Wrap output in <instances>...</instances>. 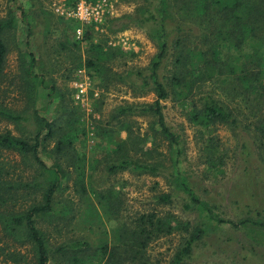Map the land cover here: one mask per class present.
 <instances>
[{
  "label": "rangeland",
  "instance_id": "obj_1",
  "mask_svg": "<svg viewBox=\"0 0 264 264\" xmlns=\"http://www.w3.org/2000/svg\"><path fill=\"white\" fill-rule=\"evenodd\" d=\"M81 1L103 0H0V21L15 23L3 36L7 53L0 111L19 116L0 114V134L11 132L34 143L40 133L43 161L59 163L69 175L57 192L56 214L37 222L51 248L79 241L94 249L103 242L113 246L139 215L154 214L174 226L190 224L191 231L208 229L187 264H264V0H245L249 15L234 30L232 20L225 24L212 9L234 0H108L104 19L88 23L61 13H71ZM147 8L184 29L171 37L159 71L161 81L170 84L176 66L184 68L186 86L177 89L181 95L170 91L162 103L178 143L158 132L149 113L119 114L121 108L157 100L152 88L141 87L139 75L149 73L160 54L156 35L138 24L111 29L113 21L137 17ZM30 54L37 60L36 80L29 76ZM187 55H192L189 61ZM90 60L96 65L89 66ZM47 86L55 87L51 104ZM205 94L232 110L237 123H192L189 115L202 107ZM38 115L52 123V136L40 128ZM125 159L164 172L111 173ZM0 161L9 170L33 174L16 152L0 149ZM180 180L208 209L188 199ZM165 194L178 198L164 203ZM33 201L28 195L13 197L0 205V215L27 212ZM175 230L152 240L138 264H170L190 234ZM93 250L86 255L99 254ZM0 264H36L26 234L1 219Z\"/></svg>",
  "mask_w": 264,
  "mask_h": 264
},
{
  "label": "trees",
  "instance_id": "obj_2",
  "mask_svg": "<svg viewBox=\"0 0 264 264\" xmlns=\"http://www.w3.org/2000/svg\"><path fill=\"white\" fill-rule=\"evenodd\" d=\"M244 7L245 0H234L232 4H227L219 9L213 7L212 9L225 24L231 23L230 21L232 20L234 30L235 27L245 22V19L249 15L244 11ZM74 24L78 26L75 21ZM112 24L113 26H111V29L114 31L119 29V31H121L132 24L145 26L156 35L160 47V54L153 63L151 71L147 74L139 72L141 76V87L152 88L157 95V100L151 105L121 108L119 114L149 113L156 119V126L159 127L158 132L172 143H178L179 136L167 125L163 112L164 105L162 103L169 99L170 91L173 94L177 93L181 95L177 89L186 86L184 68L176 66L175 71L178 72V74L170 79V84H165L161 81L159 71L166 58L169 46L172 44L171 37L174 34L184 32V29L180 26H170L166 24V20L163 19V17H159L158 14L150 8H147L137 17L125 16L113 21ZM14 25L15 23L13 20H9L8 22L0 21V78L3 73V64L7 53V47L3 36L5 31L14 27ZM83 39L86 41L90 39V36L87 34ZM26 46L29 48L30 43L27 42ZM30 56L29 76L36 80L39 78L35 73L37 60L33 54H30ZM191 58L192 55H187L185 60L189 61ZM90 61L89 66L96 65L93 60ZM177 61L181 63L180 60ZM216 62L217 60H214V63ZM119 78L123 79L124 77L119 76ZM41 83H43V81H41ZM45 89L50 92L48 94V101L49 104H51L53 101V94L55 93V87L47 86ZM200 101L202 102V107L200 109H195L189 115L192 123L200 126H211L216 123L226 122L233 124L237 123L234 112L223 105L221 101L212 94H205ZM47 109L48 107L44 110ZM0 114L9 119H19V116L15 117L8 111L1 110ZM37 120L40 128L42 130L47 129L48 136H52L54 133L52 123L41 115H38ZM64 141L65 143L67 142L65 138L63 141L59 142L57 146L58 150L64 145ZM69 142L71 143V141ZM39 147L40 133L36 136L34 143L18 138L11 132L0 134V149L18 153L28 161L27 163L32 167L31 169L33 171V174H23L24 172H17V170L13 169L9 170L0 161V205H8L11 198L18 197L21 194H23V196H31L34 200L27 212L13 214L12 211L9 215H0V219L8 227L12 223L15 229L26 234L27 241L34 246L36 264H94L95 262L96 264H138V262L145 259L148 251L147 248L152 240L158 239L161 236L173 234L176 231V227L188 231L190 234L179 252L172 258L170 264H187L186 261L193 259L197 245L208 234V229L205 227H194L191 231L189 229L190 224L174 226L170 219L157 218L154 214L139 215V218L133 222L135 225L134 228L127 226L125 228V233L119 236V239H121V243L119 244L110 246L108 243L103 242L94 249L89 242L79 241L73 242L68 246L61 245L60 247L52 249L48 239V233L42 230L37 222L40 217L48 218L56 214L55 202L57 192L68 180L69 175L59 163L51 166L47 165L40 156ZM58 157H60V154H58ZM128 169L142 170L150 173L164 172L163 167L158 168L148 164H140L132 159H125L118 165H114L111 168V173L126 171ZM13 173L15 177H10ZM179 178V176H176L174 180L179 182ZM180 183L179 188L188 196V199L200 205L201 208L208 209L204 203L195 198L193 191L187 186L184 180H180ZM175 197L178 198V196H174L173 194H165L160 199L164 203H172ZM186 207L190 208V204L188 203ZM213 219L218 220L217 218ZM218 222H221V220H218ZM92 250L94 253L99 254L92 257L87 256V252ZM147 259L148 258H146V260Z\"/></svg>",
  "mask_w": 264,
  "mask_h": 264
},
{
  "label": "built area",
  "instance_id": "obj_3",
  "mask_svg": "<svg viewBox=\"0 0 264 264\" xmlns=\"http://www.w3.org/2000/svg\"><path fill=\"white\" fill-rule=\"evenodd\" d=\"M107 3L108 0L99 1L97 4L81 1L74 9H72L71 13H68L66 10H61V13L63 15L67 14L82 23H88L91 21L100 22L104 19L107 13ZM78 34L81 35V31L78 30ZM80 92L84 94L85 90L81 88Z\"/></svg>",
  "mask_w": 264,
  "mask_h": 264
}]
</instances>
